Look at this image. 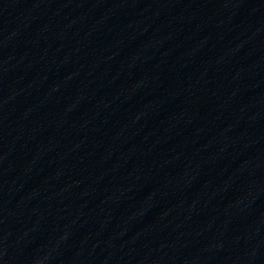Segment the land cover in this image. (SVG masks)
I'll return each mask as SVG.
<instances>
[{
	"label": "water",
	"instance_id": "1",
	"mask_svg": "<svg viewBox=\"0 0 264 264\" xmlns=\"http://www.w3.org/2000/svg\"><path fill=\"white\" fill-rule=\"evenodd\" d=\"M0 264H264V0H0Z\"/></svg>",
	"mask_w": 264,
	"mask_h": 264
}]
</instances>
